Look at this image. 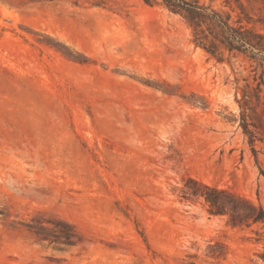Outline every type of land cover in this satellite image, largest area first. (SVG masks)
Instances as JSON below:
<instances>
[{
  "label": "rangeland",
  "instance_id": "obj_1",
  "mask_svg": "<svg viewBox=\"0 0 264 264\" xmlns=\"http://www.w3.org/2000/svg\"><path fill=\"white\" fill-rule=\"evenodd\" d=\"M243 1L264 32V1ZM244 74L145 0H0V264H264V224L191 194L264 208Z\"/></svg>",
  "mask_w": 264,
  "mask_h": 264
},
{
  "label": "trees",
  "instance_id": "obj_2",
  "mask_svg": "<svg viewBox=\"0 0 264 264\" xmlns=\"http://www.w3.org/2000/svg\"><path fill=\"white\" fill-rule=\"evenodd\" d=\"M253 4L264 0H246ZM180 16L191 31V41L218 62L239 61L246 74L236 78L240 126L251 142L264 138V32L247 11L243 0L231 1V11L214 8L201 0H145ZM264 10V8H263ZM191 191L204 197L213 215H227L234 226L264 224V208L228 190L196 183ZM264 234V233H263ZM264 242V238L257 239ZM264 261V253L261 255Z\"/></svg>",
  "mask_w": 264,
  "mask_h": 264
}]
</instances>
